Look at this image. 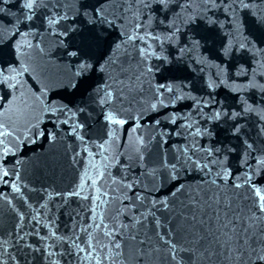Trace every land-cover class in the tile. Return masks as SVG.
<instances>
[{
	"label": "snow or ice",
	"instance_id": "6c2138e0",
	"mask_svg": "<svg viewBox=\"0 0 264 264\" xmlns=\"http://www.w3.org/2000/svg\"><path fill=\"white\" fill-rule=\"evenodd\" d=\"M0 264H264V0H0Z\"/></svg>",
	"mask_w": 264,
	"mask_h": 264
},
{
	"label": "water",
	"instance_id": "95a60500",
	"mask_svg": "<svg viewBox=\"0 0 264 264\" xmlns=\"http://www.w3.org/2000/svg\"><path fill=\"white\" fill-rule=\"evenodd\" d=\"M61 175H63V181L66 182L71 175L70 169L67 168L66 164L61 165L60 168L57 169V172L54 176L49 175L50 180H56L57 182L61 181Z\"/></svg>",
	"mask_w": 264,
	"mask_h": 264
}]
</instances>
